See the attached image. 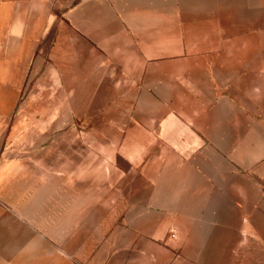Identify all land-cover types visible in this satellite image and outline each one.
Instances as JSON below:
<instances>
[{
    "label": "crops",
    "instance_id": "0c3cea01",
    "mask_svg": "<svg viewBox=\"0 0 264 264\" xmlns=\"http://www.w3.org/2000/svg\"><path fill=\"white\" fill-rule=\"evenodd\" d=\"M263 78L264 0H0V264H264Z\"/></svg>",
    "mask_w": 264,
    "mask_h": 264
},
{
    "label": "rangeland",
    "instance_id": "374dc122",
    "mask_svg": "<svg viewBox=\"0 0 264 264\" xmlns=\"http://www.w3.org/2000/svg\"><path fill=\"white\" fill-rule=\"evenodd\" d=\"M258 96H259V102H258L257 130L264 132V78L261 84H259ZM25 97H26V92H23L19 100V103L22 105V108H21L22 112H25L26 109H29L23 105ZM100 102H103V101L98 100L96 106L82 108L83 110L82 121L83 122L79 124V128L81 129L83 133L88 132L90 130H97L99 132L108 131L110 134H112L113 126L115 124L108 123L106 122L105 119L107 118L111 119V118L117 117L118 115L121 114V109H117V108L110 107V106H100L98 105V103ZM25 118H26L25 115H23L22 117H19V120L17 123L15 124L13 122L10 123L11 126L16 125V128H17V134H16L17 136L16 138L11 140V142L9 143L10 145H13L19 148H26L27 146H32V145L44 146V147L49 148L51 152L55 153V151H57L58 148H61L64 146L66 148L77 146L78 144L75 143V141L76 142L80 141L82 147H89L93 145L94 143H96L99 148L105 145L108 147L114 148L113 151L115 150V153H116V147L118 146V143L122 141L119 138H115V137H112L110 139H103V138L91 139L87 135L86 136L83 135V137L80 140H74L72 137H70L71 135L70 130H72V124L65 125L66 126L65 127L66 138H60L58 134L59 132L63 131V128L59 129L57 124L34 123L33 124L34 127L32 128L31 124L27 123ZM244 130L245 129H243V131ZM31 131H34L33 134L44 131L46 134V138L36 139V135H35L34 138L32 139ZM248 141H249L248 138H243L242 145L244 143H248ZM258 141L261 142V139H258ZM262 141L264 140L262 139ZM116 154L117 155L113 156L115 161L122 162L121 155H119L118 153ZM98 157H101V155L99 154Z\"/></svg>",
    "mask_w": 264,
    "mask_h": 264
}]
</instances>
